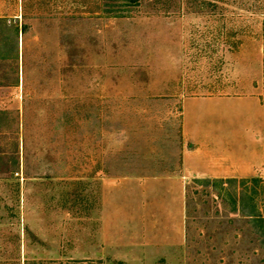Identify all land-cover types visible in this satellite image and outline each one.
<instances>
[{
	"label": "rangeland",
	"instance_id": "obj_1",
	"mask_svg": "<svg viewBox=\"0 0 264 264\" xmlns=\"http://www.w3.org/2000/svg\"><path fill=\"white\" fill-rule=\"evenodd\" d=\"M262 43L264 0H0V264H264V179L190 178L176 221L141 194L183 147L264 166L230 87Z\"/></svg>",
	"mask_w": 264,
	"mask_h": 264
},
{
	"label": "crops",
	"instance_id": "obj_2",
	"mask_svg": "<svg viewBox=\"0 0 264 264\" xmlns=\"http://www.w3.org/2000/svg\"><path fill=\"white\" fill-rule=\"evenodd\" d=\"M243 51L240 49L234 51L232 57L234 58L236 56L237 60L239 59V57L245 59L246 57H248L249 51H253L252 58L254 60H247V65L249 67L247 73L239 70H237L236 73L233 72L234 74L230 87L242 88L247 83L248 96L254 104L253 117L248 123L247 131L249 132V134L252 135L254 141L264 143V46L262 43L259 44L257 49H248L246 50V52ZM236 61L235 63L237 64L238 61ZM238 63L240 64V62ZM186 99L182 101L181 105L182 117L180 123V132L182 138L185 141L196 142V138L193 137L194 133L189 130L188 122L186 121ZM215 133L217 135V131H215ZM200 135L202 137H205L202 130H200ZM193 150V148L187 149L183 147L179 154V164L176 169L167 177L155 178L154 180L145 184L143 187L144 191L141 193L142 195H144V197L142 198H144L145 201H162L166 214L171 216V214L174 212L173 219L175 221L177 219V206L180 205L181 201H184V189L186 185V180L190 178L243 179L249 177H257L258 179H264V166H260L258 169H255L250 173L229 172L220 174H204L193 172L187 167L189 154L192 153ZM135 201H137L136 198Z\"/></svg>",
	"mask_w": 264,
	"mask_h": 264
},
{
	"label": "trees",
	"instance_id": "obj_3",
	"mask_svg": "<svg viewBox=\"0 0 264 264\" xmlns=\"http://www.w3.org/2000/svg\"><path fill=\"white\" fill-rule=\"evenodd\" d=\"M22 30V27H21V29H20V31ZM17 29H16V35H17ZM228 180H233V179H228ZM223 184H224V182H221L220 181V185L221 186H223ZM243 197L244 198H246V199H248L249 201H251V198L249 197V194L246 192V190L245 189H241V191H239L238 193H236L235 195H234V198L233 199H231V201H232V206H233V210H236V203L237 202H241V200H243ZM243 213V215L244 216H247V217H253V218H257V219H259V220H262L261 218H260V215L257 213L256 215L255 214H252L253 212H254V207H252V211L250 212V213H245L244 211H242Z\"/></svg>",
	"mask_w": 264,
	"mask_h": 264
}]
</instances>
